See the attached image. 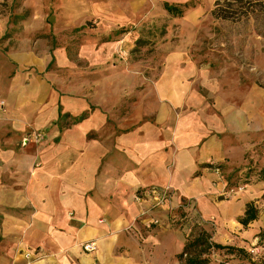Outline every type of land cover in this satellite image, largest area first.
<instances>
[{"label": "rangeland", "instance_id": "obj_1", "mask_svg": "<svg viewBox=\"0 0 264 264\" xmlns=\"http://www.w3.org/2000/svg\"><path fill=\"white\" fill-rule=\"evenodd\" d=\"M165 2L182 12L169 14ZM218 5L233 18H215ZM190 120L214 125L224 150L209 162L211 201L262 203L264 0H0V181L37 171L41 154L57 148L90 140L114 147L149 125L162 143ZM172 139L171 148L184 149L186 134ZM212 213L203 215L192 197L170 198L140 211L132 243L186 264L184 243L207 233L233 248L209 249L208 264H264V227L256 243L236 239Z\"/></svg>", "mask_w": 264, "mask_h": 264}, {"label": "crops", "instance_id": "obj_2", "mask_svg": "<svg viewBox=\"0 0 264 264\" xmlns=\"http://www.w3.org/2000/svg\"><path fill=\"white\" fill-rule=\"evenodd\" d=\"M58 119L57 114L55 122ZM182 125L177 131L171 127L162 143L155 139L160 131L149 125L120 135L114 147L90 140L57 148L53 154H41L37 171L0 181V264H142L144 254L152 264H173L168 253L159 256L153 246L145 253L132 243L143 227L136 218L144 207L132 200L133 191L164 184L175 191L172 205L192 197L203 215L214 211L219 223L230 225L238 233L236 239L256 243L264 227V200L257 205L246 198L240 208L238 204L240 211L236 203L212 202L208 193L217 186L209 162L225 155L214 136L215 126L198 128L191 120ZM180 134H186V145L176 152L172 138ZM248 203L257 208V216L244 227L239 218ZM90 240L94 250L83 251L81 243Z\"/></svg>", "mask_w": 264, "mask_h": 264}, {"label": "trees", "instance_id": "obj_3", "mask_svg": "<svg viewBox=\"0 0 264 264\" xmlns=\"http://www.w3.org/2000/svg\"><path fill=\"white\" fill-rule=\"evenodd\" d=\"M232 4V2H226L225 6L231 7L233 6ZM164 9L171 15H179L182 12L179 7L170 5L167 2L164 3ZM212 15L215 18L227 20L233 18L232 13H229V9L224 11V9H221L219 5L216 6V8L212 11ZM259 173L262 174V178H264V170H260ZM256 216L257 208L253 203H248L243 216L239 218V222L245 227L250 221L254 220ZM216 247L233 249L231 246H225L210 240L207 233H202L194 236L190 240H187L184 243L183 249L181 253H179V256L182 257L184 254L186 255V264H206L209 261V257L207 256L209 249Z\"/></svg>", "mask_w": 264, "mask_h": 264}, {"label": "built area", "instance_id": "obj_4", "mask_svg": "<svg viewBox=\"0 0 264 264\" xmlns=\"http://www.w3.org/2000/svg\"><path fill=\"white\" fill-rule=\"evenodd\" d=\"M171 186L168 184L160 186H148L144 188L135 189L133 191L132 200L138 205L146 204V208L142 207L141 215H145L151 208H158L165 206L170 202L171 198ZM157 219L149 218L148 223H157ZM81 248L83 251L89 252L94 250V241H85L81 243ZM261 247L257 246L252 249V251H258ZM25 257L29 258L30 253L26 252Z\"/></svg>", "mask_w": 264, "mask_h": 264}]
</instances>
